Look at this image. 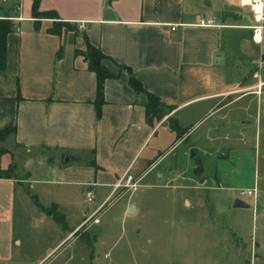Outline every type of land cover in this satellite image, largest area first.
Returning <instances> with one entry per match:
<instances>
[{
  "label": "crops",
  "instance_id": "0c3cea01",
  "mask_svg": "<svg viewBox=\"0 0 264 264\" xmlns=\"http://www.w3.org/2000/svg\"><path fill=\"white\" fill-rule=\"evenodd\" d=\"M33 4L0 0V22L12 23L6 64L0 68V129L16 127L0 146L5 150L0 172L15 163L11 177L0 175V264L12 261L15 247L22 244L14 219L24 183L31 189L44 185V192L54 197L49 207H57L65 228L33 264H47L55 250L59 258L92 230L94 240L83 248L82 261H102L100 253L95 255L96 244L105 243L111 231L107 223L100 226L106 216L99 209L128 171L139 183L181 181L177 188L195 192L193 200L186 194L188 206L202 202L196 192L202 189L225 192L228 203L240 199L241 165L252 156L248 128L257 131L263 121L264 87L258 93L252 72L264 47L251 38L253 17L241 22L238 0H40L39 10L52 13L41 17L33 14ZM201 17H216L218 25L198 26ZM88 41L107 56L103 63L115 74L105 82L99 120L97 76L86 59ZM231 43H236L234 49ZM122 65L171 107L153 124L146 117L147 93L132 88ZM176 151L179 158L160 167L163 157ZM63 156L74 158L63 162ZM28 161V174L36 168L48 173L23 175L20 165ZM248 182L247 190L257 189L251 212L263 220L264 233V187L257 188L253 178ZM83 191L88 201L89 192L92 202L96 195L102 201L93 210L82 209ZM131 205H125L123 217ZM72 217L77 218L73 226L68 222Z\"/></svg>",
  "mask_w": 264,
  "mask_h": 264
},
{
  "label": "rangeland",
  "instance_id": "374dc122",
  "mask_svg": "<svg viewBox=\"0 0 264 264\" xmlns=\"http://www.w3.org/2000/svg\"><path fill=\"white\" fill-rule=\"evenodd\" d=\"M241 11V22L250 23L252 14ZM231 45L234 49L236 43ZM248 129L253 136L248 144L252 156L247 155L241 165L243 179L239 181L237 195L249 207H234L233 202L226 201L225 192L204 189L196 191L202 202L193 201L188 206L186 194L190 193L188 197L193 200L195 192L177 188L181 181L171 178L143 180L125 196L122 195L124 191L112 194L99 209V214L106 216L101 218L103 223L100 226L107 223L111 233L105 243L99 241L96 244L95 255L97 257L100 253L102 261L95 260L94 264H264L263 220L251 212L253 195L242 194L248 189L250 178L255 179L257 188L264 187V114L257 131L256 126ZM179 156L178 151L165 155L160 167ZM29 165L30 161L21 164L20 173L33 178L48 173L46 168H36L28 174ZM151 179H155L154 175ZM35 186L36 189H31L29 183H24L18 191L14 226L16 237L22 240V244L15 247L13 260L6 264H33L38 256L53 248L64 232L62 223L54 219L59 213L57 207L50 209L54 218L42 207L51 206L54 197L44 192V185ZM101 197L96 195V201H88L83 191L79 195L80 207L93 210L102 201ZM128 202L139 211L123 217ZM59 220H63L62 217ZM76 220L72 217L68 222L73 226ZM100 226H94V230H99ZM93 233L92 230V234H81L83 244L78 242L62 249L59 258H55L59 253L55 250L47 264H59L69 258L68 264H86L81 254L87 242L94 240Z\"/></svg>",
  "mask_w": 264,
  "mask_h": 264
},
{
  "label": "trees",
  "instance_id": "16d2710c",
  "mask_svg": "<svg viewBox=\"0 0 264 264\" xmlns=\"http://www.w3.org/2000/svg\"><path fill=\"white\" fill-rule=\"evenodd\" d=\"M33 14L36 17L41 16H50L51 12H42L39 10V1L33 0ZM60 27H55L54 31L59 32ZM12 30V23L8 19H3L0 22V68H4L6 64V55H7V37L10 31ZM87 52L86 59L89 62V67L92 71L96 73L97 76V97L95 100L96 107V119L99 120L102 117V107L105 102L104 100V85L108 78L114 77L113 74L106 65H104L103 60L107 56L98 48L94 47L92 44L87 42ZM122 69H127L130 74L129 83L136 92H145L148 96V102L146 104V117L147 120L153 124L154 119H160V114L168 108H171L164 104V102L154 94L148 93L143 84L137 79L135 74L132 72L131 68L127 66H120ZM16 132V127L0 129V146L6 141L9 135ZM5 152L4 149L0 148V153ZM15 170V163H13L7 170L1 171L0 175L5 177H11ZM51 207L46 208L45 210L52 214L50 211ZM58 221L60 214L54 216ZM58 217V218H57Z\"/></svg>",
  "mask_w": 264,
  "mask_h": 264
},
{
  "label": "built area",
  "instance_id": "2783aa9c",
  "mask_svg": "<svg viewBox=\"0 0 264 264\" xmlns=\"http://www.w3.org/2000/svg\"><path fill=\"white\" fill-rule=\"evenodd\" d=\"M239 7L249 11L253 17V23L249 26L251 29V38L254 43L259 44L264 47V0H238ZM19 8V7H18ZM198 26L211 27L218 25L216 17H201L197 23ZM83 27V26H82ZM176 29V27H172ZM264 52L258 60L255 69L252 72V76L256 79L255 87L258 89V93L264 87ZM139 183V179L131 174L129 171L126 172L114 185V191L112 194L120 191L127 192L130 189H135ZM123 192V193H124ZM112 194L107 198V200L112 196ZM243 194L257 195V189H249L243 191ZM89 201L93 199V192L88 193ZM106 200V201H107ZM79 227L78 229H80Z\"/></svg>",
  "mask_w": 264,
  "mask_h": 264
},
{
  "label": "water",
  "instance_id": "95a60500",
  "mask_svg": "<svg viewBox=\"0 0 264 264\" xmlns=\"http://www.w3.org/2000/svg\"><path fill=\"white\" fill-rule=\"evenodd\" d=\"M72 158H74V157L63 156L62 160H63V162H67V161L71 160ZM31 163L32 162L30 161V164ZM233 205H234V207H247L248 206V204L246 202L242 201L241 199L235 200ZM136 209L137 208H136L135 205H131L129 210H128V213L129 214H134L136 212Z\"/></svg>",
  "mask_w": 264,
  "mask_h": 264
}]
</instances>
